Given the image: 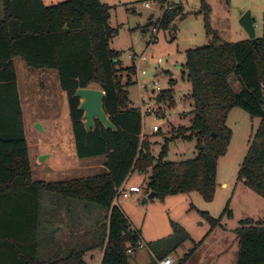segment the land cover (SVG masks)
I'll use <instances>...</instances> for the list:
<instances>
[{"label":"trees","instance_id":"1","mask_svg":"<svg viewBox=\"0 0 264 264\" xmlns=\"http://www.w3.org/2000/svg\"><path fill=\"white\" fill-rule=\"evenodd\" d=\"M164 1L156 0L159 4ZM2 10L0 264H85L84 253L94 249L102 250L100 264H129L127 249L135 248L140 236L136 230L128 231V219L119 206L112 204L116 190L132 171L149 170L147 190L156 197L196 193L204 202H212L217 161L225 154L231 138L226 120L236 108L260 121L238 176L264 199V37L257 39L256 48L249 40L220 43L214 37L210 45L187 52L192 119L188 129H173L165 144L176 138L194 137L197 156L171 163L163 161L165 145L158 159L150 154L147 141L141 151L142 116L138 108L129 107L127 91L133 83H123L121 78L124 71L134 72V66L123 68L118 52L110 49L117 31L109 26V6L100 0H66L50 6L43 0H2ZM180 11V7L167 11L161 27L169 25ZM15 58L30 68L57 72L60 89L66 96L75 155L80 160L104 157V173L62 182L33 180ZM92 85L104 92L103 110L115 131L105 129L97 120L94 130L85 131L83 113L78 109L80 100L74 98V93ZM159 95L160 103L164 97L170 102L169 91ZM84 202L96 208L104 219L90 245L56 249L41 258L42 244L52 241L51 237L42 238L43 219L59 209H65L66 215L73 208L83 209L80 206ZM209 221L213 228L219 224L215 219ZM236 234L237 264H264V221L246 219ZM187 239L188 235L180 231L176 239L161 242L156 253L152 250L157 262Z\"/></svg>","mask_w":264,"mask_h":264},{"label":"rangeland","instance_id":"2","mask_svg":"<svg viewBox=\"0 0 264 264\" xmlns=\"http://www.w3.org/2000/svg\"><path fill=\"white\" fill-rule=\"evenodd\" d=\"M131 2L108 1L109 26L117 31L109 43L110 49L118 52V60L123 68H136L132 73H121L123 83L127 80L133 83L127 88L128 99L131 104L144 110H154L155 114L151 113L143 121L145 130L154 124L159 127L156 133L150 130L146 132L150 154L154 158L158 159L165 145L163 161L178 163L193 159L197 156V141L194 137L189 140L176 138L165 144V139L173 135V129H188L192 119V104L188 98L191 84L186 70L187 52L210 45L214 37L220 43L248 41L247 34L238 23L247 11L254 19L256 38H263L264 0H179L180 13L169 25L159 26L155 42H152L151 31L161 19L159 4L156 0ZM144 2H148L150 7L145 8ZM13 64L33 180L62 182L104 173V157L94 158L92 171H88L74 156L75 146L71 147L69 139L66 140L68 136L72 140L73 135L68 127L70 121L65 93L61 92L57 72L30 68L20 58L13 59ZM90 87L99 89L96 85ZM154 87L159 90H154ZM233 88L238 90L236 83ZM168 91L171 94L170 102L164 97L158 107L154 106L152 98ZM55 116L58 119L54 125L46 121ZM34 121L43 131L35 128ZM258 125V119L250 118L240 109H233L229 113L226 126L231 131V138L225 154L217 161L212 202H204L198 194L191 193L167 195L162 199L154 196L143 203L142 194L147 192L150 171L140 173L134 170L129 174L123 187L133 203L130 201L129 204V200H126L121 206L146 245L144 250L137 252L145 256L143 264L146 261V264H150V260L154 262L150 250L156 253L161 242L176 239L180 231L185 232L188 239L172 253L175 264H237V228L246 219L264 221V199L246 187L238 176ZM54 132L66 140L60 142L62 152L50 143L53 137L51 133ZM42 155L46 158L40 161ZM86 205L84 202L81 208L89 207L92 214L97 210ZM78 215L75 210L72 211V215L64 219L61 229L67 228L65 221H69L71 233L87 229L86 226L90 227L92 222L96 224L92 219L79 229L75 225ZM95 219L98 222L97 229H101L100 223L103 224L104 219L101 216ZM209 219L218 220L219 224L213 228ZM60 220L59 217L57 221ZM90 234L93 235L92 231ZM66 235L67 230L60 234L63 239H67ZM134 255L129 256L130 261ZM39 256L44 258L46 255L40 253Z\"/></svg>","mask_w":264,"mask_h":264},{"label":"crops","instance_id":"3","mask_svg":"<svg viewBox=\"0 0 264 264\" xmlns=\"http://www.w3.org/2000/svg\"><path fill=\"white\" fill-rule=\"evenodd\" d=\"M56 1H61L62 2V1H65V0H43V3L46 6H50V5L57 4L58 2H56ZM100 1L103 4L109 6L108 5V1L109 0H100ZM135 3H136V0H134L130 4H135ZM131 7H133V6H131ZM177 7H180V6L177 5ZM2 16H3V10H2V1H1L0 19L2 18ZM253 21H254V19H253ZM61 92H62V90H61ZM19 98H20V96H19ZM65 99H66V96H65ZM129 103H130V101H129ZM20 104H21V101H20ZM66 105H67V103H66ZM130 105H131V103H130ZM22 116H23V114H22ZM57 119H58L57 116L49 117L48 119H46V121L51 122L54 125L56 123ZM38 120L39 119H37V121ZM33 123H37V122L34 121ZM259 124H260V121H259ZM68 127H69V130H71V123L69 124ZM258 127H259V125H258ZM24 134H25V130H24ZM51 134H53V137L50 138V143L52 144V147L54 146V148L56 150H60L62 152V145L60 144V142L66 141L68 139H69V142H71V147L74 145L73 144V139L71 140V138L69 136L65 140L64 136H62L60 133H59L60 136L59 135L56 136L55 132L51 133ZM72 150H73V148H72ZM73 153H74V156H76L74 151H73ZM93 160H94V158L82 159V160L78 159V161L81 162V164H83V166H85L86 170H88V171H92ZM64 163H65V161H64ZM80 166H78V167H80ZM124 185H125V183L121 186L122 190H123V192L128 193L127 191L124 190V187H123ZM149 193H150L149 190H147V192H144L142 194V199L144 200V198H147V195ZM126 200H129V204L133 203V199L130 198V197L127 198V199H121L118 206L123 211V213H124V210H123V208L121 206V203H123V202L126 203L127 202ZM130 201H131V203H130ZM146 202H147V200H146ZM146 202H143V203H146ZM52 207H53V205H52ZM54 209L55 208L53 207V210ZM73 210H75L76 214H79L78 215V220L76 219L78 222L75 224V225H77V227H79V229H80V227L85 226L87 221H91L92 219L94 220V222L96 224H93V222H92V225L90 227L86 226L87 229H84L83 231H80V232H77V233H75L77 231V230H75V232L71 233L70 229H69L70 227L68 226L69 225V221H65V223H66L65 225H66L67 228L61 229L62 228L61 225L63 224V221H64L65 218H67V217L72 215V211H71V213H69L67 215H66V210L65 209H59L57 213L53 212L54 215L53 214L51 216L48 215L42 221L44 223L43 224L44 225V229L41 232V234L43 236L42 238H44L45 236L46 237H51L52 241H51V244H45V243L42 244L41 254L49 255L50 253L53 252V250H56V249H62L63 248V250H64V248L67 249V248H71V247H84L86 245H90V243L92 242V238H93V235H91L90 233L92 231V234H94L93 232L97 231V228H98V224L97 223L98 222H97V220L95 218H97V216H99V214H97V216H96L95 215L96 211H94V213L92 214V211L90 212V208L89 207H84L83 209H76V208L74 209L73 208ZM59 217L61 218L60 222L57 221ZM129 223H130V221H129ZM130 225L132 226L131 223H130ZM134 229L138 232L139 236H141L140 232L136 228H134ZM66 230H67V235H66L67 239H63V237L60 236V234H62L63 232L65 233ZM48 232L50 233V235L47 234ZM85 238H88L87 241L84 240ZM97 250H99V251L97 252L96 249H94V250H88V251H86L84 253L83 259H84L85 264H100V261H101V258H102V250H100V249H97ZM142 250H144V249H142ZM137 252H139V250H137V251H135L133 253L135 255L133 257V260H131V261L129 260V264H143V262L145 261V256L137 254ZM150 252H151L150 253L151 258H152V260H154V262H151V260H150V264H154V263L157 262V257H156V255L154 254V252L152 250H150ZM172 253L169 254V255L172 256ZM173 259L175 261L174 257H173ZM146 263H148V261H146L144 264H146Z\"/></svg>","mask_w":264,"mask_h":264},{"label":"water","instance_id":"4","mask_svg":"<svg viewBox=\"0 0 264 264\" xmlns=\"http://www.w3.org/2000/svg\"><path fill=\"white\" fill-rule=\"evenodd\" d=\"M239 26L247 34L248 40L257 47V38L255 35L254 21L251 18L249 11L244 13L239 21ZM74 98L80 100L78 109L83 113V125L86 132L95 129V121H99L105 129H110L115 131V126L110 122L108 116L103 110V99L104 92L102 90L88 87L77 89L74 93ZM153 105L158 107L160 104V95L157 94L153 98ZM35 128L38 131H43L42 127L36 123ZM46 157L40 156V161H43ZM155 196L154 192H151L147 198H144L143 202H146L147 199L153 198Z\"/></svg>","mask_w":264,"mask_h":264},{"label":"built area","instance_id":"5","mask_svg":"<svg viewBox=\"0 0 264 264\" xmlns=\"http://www.w3.org/2000/svg\"><path fill=\"white\" fill-rule=\"evenodd\" d=\"M125 1H134V0H125ZM178 2L179 0H165L162 4H159V12H160V18L162 19L163 15L167 12V11H171L173 9H175L178 5ZM143 6L145 8H149L150 5L148 2H144L143 3ZM161 19H160V22L157 23V25L153 26L152 27V31H151V34H152V42H155L156 40V35L158 33V29H159V26L161 24ZM160 62V61H158ZM135 68V66H134ZM136 69V68H135ZM144 73V72H142ZM154 90H159L157 87H154ZM130 108L134 107V108H138L140 110V113H141V116H142V123H141V133H140V136H139V139H140V148H141V151H144L143 150V143L145 141H147V130H150L151 133H156L159 131V127L154 124V125H151L150 128H148L147 130H145V124L143 123L144 119L146 116L150 115L151 113H154V110H150V109H147V110H144L142 107H137L135 106V104H131L129 105ZM155 114V113H154ZM129 194L126 193V192H123L122 190V187L118 188L116 190V194H115V197L113 199V205L114 206H118L119 205V202L121 199H127L129 198ZM128 231L129 232H133L135 231V229L129 225V228H128ZM146 248V245L143 243V241L139 238L136 242V246L135 248H131L129 247L127 249V253L129 255L133 254L135 251L137 250H141V249H145ZM157 264H175V261L173 259V257L171 255H168L166 257H164L162 260L158 261Z\"/></svg>","mask_w":264,"mask_h":264}]
</instances>
